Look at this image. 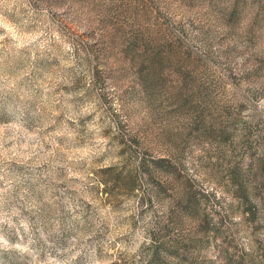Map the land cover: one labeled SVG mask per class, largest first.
Returning a JSON list of instances; mask_svg holds the SVG:
<instances>
[{
  "label": "rangeland",
  "instance_id": "rangeland-1",
  "mask_svg": "<svg viewBox=\"0 0 264 264\" xmlns=\"http://www.w3.org/2000/svg\"><path fill=\"white\" fill-rule=\"evenodd\" d=\"M0 264H264V0H0Z\"/></svg>",
  "mask_w": 264,
  "mask_h": 264
}]
</instances>
